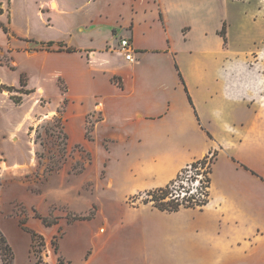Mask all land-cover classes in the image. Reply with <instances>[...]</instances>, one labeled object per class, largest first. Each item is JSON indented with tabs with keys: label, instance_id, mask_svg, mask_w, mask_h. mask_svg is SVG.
Masks as SVG:
<instances>
[{
	"label": "rangeland",
	"instance_id": "rangeland-1",
	"mask_svg": "<svg viewBox=\"0 0 264 264\" xmlns=\"http://www.w3.org/2000/svg\"><path fill=\"white\" fill-rule=\"evenodd\" d=\"M45 1L12 0L10 24L7 6L5 16H0V25L9 32L0 27V85L3 86L0 90V227L12 248L13 264H36L37 260L41 264H58L55 254L61 255L59 245L69 224L78 223L86 230L90 226L88 221L97 219L102 225L99 227L97 223L94 227L99 228V235L105 233L103 223L108 221L113 209L109 204L107 211V203L118 198L109 191L101 194L106 189L103 184L106 146L98 150L88 142L92 140L91 127L99 119L97 113L101 108L81 117L79 107L92 108L95 91L107 94L103 72L125 68L127 63L119 54L118 43L126 35L125 28L131 19L141 27L149 24L154 40L160 45L166 41L165 34L158 29L157 8L151 10L149 0H136L135 10L130 6L133 0H62L63 15L48 12L51 7L40 8ZM169 3L172 10L168 34L177 52L174 59L182 68L195 58H203V42L198 33L184 28L194 26L197 20L203 29L212 30L223 19V32L220 33L222 28L217 32L219 37H224V40L220 37L222 42L218 45L222 61L227 65L258 64L264 69V0H169ZM90 19L94 20L91 24ZM112 27L116 28L115 35ZM52 41L54 45L46 47ZM58 42L77 52L59 50L58 45L64 43ZM158 58L154 63L163 67L166 80L174 85L173 57L161 54ZM141 72L142 78L148 77L145 73H151L148 69ZM118 80L112 79L115 83ZM180 96L179 91L174 92L175 99L180 100ZM177 105L183 108L182 103ZM102 132L99 130L95 137L100 138ZM67 133L79 135L83 143L70 144ZM184 137L192 146L204 143L192 132ZM123 153L112 148L110 168ZM205 157L210 172L214 156ZM216 170L214 177L220 171ZM146 193L125 199L126 207L155 208L151 202L144 204L150 201ZM17 219L21 224L30 220L45 228L39 235L43 247L32 243L30 249L31 239L18 227ZM129 221L155 224L149 212L130 216ZM75 229L68 230L61 245L64 257L72 261L64 260V264H84L83 257L69 252V241L79 237ZM116 237L117 264L144 262L137 249L154 254L161 262L155 264L166 263L158 248L132 225L119 230ZM89 254L87 251L85 259ZM100 262L101 259L93 264Z\"/></svg>",
	"mask_w": 264,
	"mask_h": 264
},
{
	"label": "crops",
	"instance_id": "crops-1",
	"mask_svg": "<svg viewBox=\"0 0 264 264\" xmlns=\"http://www.w3.org/2000/svg\"><path fill=\"white\" fill-rule=\"evenodd\" d=\"M51 2L56 5L55 11L49 6ZM167 2L169 0L147 2L151 10L157 8L158 29L166 39L163 46L154 40L149 24L141 27L131 19L125 28L126 35L120 39L130 41L134 62L124 60L127 63L124 69L103 72L107 94L95 91L92 108L79 107L81 117L101 108L97 113L99 119L91 127L92 140L88 142L98 150L106 146L103 165L106 189L101 194L109 191L118 199L107 203L106 210L109 204L113 209L112 217L103 223V235L94 227L97 223L99 227L102 225L97 219L89 220L86 230L78 223L66 226L59 245L61 255L55 254L57 262L59 258L72 262L64 257L61 245L68 230L76 228L79 237L69 241L70 254L83 257L84 264L97 263L99 259L100 264H117L114 250L117 232L132 225L147 242L158 248L165 264H264V69L258 64L227 65L222 61L218 51L222 39L217 32L223 26V19L212 30L203 29L197 20L194 26L184 28L198 33L203 42V58H195L182 68L174 59L177 52L168 34L172 5ZM11 3L12 0L8 3L0 0V16H5L7 6L9 24ZM130 6L135 10L136 0L131 1ZM42 7L50 8L47 11L52 14L65 13L62 0H47L40 4ZM37 14L43 17L39 10ZM93 22L89 20V24ZM112 34H116L114 27ZM91 51L95 57V51ZM161 54L173 57L174 85L166 80L163 67L154 63ZM196 59L201 61L194 62ZM150 62L153 64L149 65ZM146 69L151 73H145L148 77L142 78L141 71ZM113 77L119 80L115 83ZM176 91L181 95L180 100L174 97ZM179 103L183 108H179ZM99 130L103 132L96 138ZM190 132L204 143L199 146L187 143L184 136ZM67 134L70 144L83 143L79 135ZM112 148L124 153L110 168ZM208 154H213L214 159L209 172V198L203 207L180 209L175 213L147 206L143 209L126 207L125 199L164 188L185 166ZM214 168L215 173L216 169L220 170L215 177ZM116 209L119 210L117 217ZM145 212L152 214L154 225L129 221L130 216ZM37 220L43 223L44 219L38 217ZM16 224L22 231L26 229L38 236L45 230L41 224L30 220L21 224L17 219ZM0 232L5 237L1 227ZM26 233L31 239V249L32 238ZM81 235L87 236L81 238ZM87 251L90 254L85 259ZM137 251L144 259L140 264L161 263L154 254Z\"/></svg>",
	"mask_w": 264,
	"mask_h": 264
},
{
	"label": "built area",
	"instance_id": "built-area-1",
	"mask_svg": "<svg viewBox=\"0 0 264 264\" xmlns=\"http://www.w3.org/2000/svg\"><path fill=\"white\" fill-rule=\"evenodd\" d=\"M119 52L124 60L129 63L134 62V52L131 43L127 38L120 39L118 43ZM210 159L213 154H208ZM205 158L188 164L183 168L174 182L169 186L168 195L164 202H173L181 208H201L209 198V164L205 163ZM204 162V164H202ZM208 169V170H207ZM208 171L205 174V171ZM150 198V197H149ZM151 200V198H150ZM152 203V202H151Z\"/></svg>",
	"mask_w": 264,
	"mask_h": 264
},
{
	"label": "trees",
	"instance_id": "trees-1",
	"mask_svg": "<svg viewBox=\"0 0 264 264\" xmlns=\"http://www.w3.org/2000/svg\"><path fill=\"white\" fill-rule=\"evenodd\" d=\"M2 14L1 10H0V15ZM0 27L3 28V30L7 33L8 30L6 28H4L2 25H0ZM223 27L220 33L223 32ZM9 33V32H8ZM220 37L224 40V37L222 35H220ZM42 45V44H41ZM54 44L52 42H48L46 47H51ZM59 50H61L62 48L65 49L66 53H74L75 51L71 48H66L63 45H58ZM62 51V50H61ZM2 85H0V90L2 89ZM17 102H15L16 104ZM214 156V155H213ZM202 164H204V162H202ZM178 178V177H177ZM174 181H171L168 185H166L164 188H160L157 190H153V191H149L146 193L147 196H149L151 198L150 201H144V204L150 203L152 202L153 206L158 209L159 211L162 212H168V213H175L177 211H179L180 207L178 206V204H175L171 201L169 202H164L166 196L168 195V190H169V186L173 183ZM43 223H45L44 220H42ZM26 232H28L31 235L32 238V243L33 245L36 246V244L39 243V246L43 247V239L38 236L37 234L33 233V232H29L26 229H24ZM13 260H14V254L13 251L11 249V247L9 246L6 238L3 236V234L0 232V264H13ZM58 263L59 264H64V262L59 258L58 259ZM36 264H41L40 261H36Z\"/></svg>",
	"mask_w": 264,
	"mask_h": 264
},
{
	"label": "bare ground",
	"instance_id": "bare-ground-1",
	"mask_svg": "<svg viewBox=\"0 0 264 264\" xmlns=\"http://www.w3.org/2000/svg\"><path fill=\"white\" fill-rule=\"evenodd\" d=\"M50 7H51L52 9L55 10V9H56V5H55V3H54V2H51V3H50Z\"/></svg>",
	"mask_w": 264,
	"mask_h": 264
}]
</instances>
